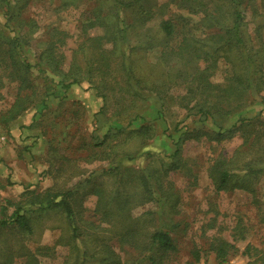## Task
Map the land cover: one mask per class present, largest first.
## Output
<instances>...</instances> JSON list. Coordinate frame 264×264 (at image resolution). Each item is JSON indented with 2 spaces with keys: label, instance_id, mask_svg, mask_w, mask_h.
I'll return each instance as SVG.
<instances>
[{
  "label": "rangeland",
  "instance_id": "rangeland-1",
  "mask_svg": "<svg viewBox=\"0 0 264 264\" xmlns=\"http://www.w3.org/2000/svg\"><path fill=\"white\" fill-rule=\"evenodd\" d=\"M150 2L157 4L162 11L164 7L166 12L179 11L188 14L171 0ZM22 4V16L28 20L29 25L14 26L15 29L21 28L24 47L20 51L22 55L17 59L23 62V58H27L32 64L27 76L36 86L37 95L34 103L14 121L8 125L2 122L16 98L19 82L9 77L8 70L4 69L0 61V220L10 217L22 205L32 217L33 232H21L17 237L16 234L5 232L1 235L8 237L7 243L14 244L16 249L24 244L35 253L36 264H80L77 259L79 255L86 257L85 260L81 258L83 264H136L145 253L137 246L122 242L119 237L122 230L104 229L111 226L110 222L101 223L97 230L98 240L87 235L74 238L65 212L60 208L41 210L34 208L36 205L29 202L32 195L44 193L49 187L58 185L61 189L74 188L79 182L93 175L113 194L125 188L131 201L142 197L130 211V218L134 219L143 216L148 210L157 212L159 208L156 201L144 199L148 193L143 183L139 182L146 168H152L163 172L165 185H172V200L179 196L180 212L162 219L163 226L174 227L171 235L178 247V251L166 260L168 264H217L219 260L214 247L226 250L225 258L230 264H264V221L261 219V213L264 212V165L257 176L255 195L239 189L217 191L209 177V168L215 158L225 155L231 157L240 148L244 151L240 160L243 163L250 160L256 152L255 148L241 147L244 140L241 132L222 139H216L212 135L216 136L219 131L229 128L241 118L256 115L264 122V104L260 99V96H264V87H261L259 95L245 99L243 105L233 99L219 104L211 98L208 105L225 106L231 112L229 116L224 112L216 113L218 122L223 125L222 129L211 119L201 120L195 109L186 107L188 100L184 99V95L188 87H185V78H179L180 73L169 68L178 67V59L174 58L169 64L162 63L158 59L159 49L155 47L145 53H135V61L141 66L142 75L150 76L157 68L160 70L163 67L162 71L158 70L154 75L162 79L156 83L165 85L160 93L157 89L143 91L151 95L147 100L130 99V96H125L114 88L111 80L108 90H104L108 96L105 106L98 89L93 85L95 83L83 81L80 85L71 86L67 93L59 91L61 86L46 80L38 70L39 64H45L42 55L47 48L46 43L51 40L57 43L55 46L59 47L56 53L64 55L61 68L63 72L68 71L73 50L81 38L95 33L92 29L83 33L81 28L88 20L94 1L76 0L73 4L64 6L62 0H20L19 5ZM191 16V24L187 25L190 35H195L194 38L200 39V42L208 41L216 28L201 22L199 15ZM253 25L252 22L248 24L251 33ZM153 27L155 28L154 22ZM178 28L180 34L170 41V44L176 46L183 37L181 26ZM62 36H66V42H57ZM6 39L8 38H0V45ZM2 45L5 47L7 44ZM198 61L200 59L193 56L188 61L189 65L184 63L189 67L196 65ZM225 64L224 59L220 58L217 71L210 77L211 82L218 85L215 87L217 93L224 85L234 83L226 76ZM45 70L54 80L61 79L50 68ZM174 78L176 80L173 81ZM94 82L100 84L99 78H95ZM164 88L169 93H164ZM52 91L57 94L51 95ZM25 92L30 93L31 90L27 89ZM155 93L167 94V109L163 118L157 116L159 100ZM46 94L49 96L46 100L47 107L36 112L37 104ZM192 102L194 101H189L188 106ZM101 108L103 111H100ZM123 108L126 113L129 110L125 117L120 115ZM136 114L139 116L134 119ZM130 118L133 121L127 126ZM147 125L153 127V137L140 144V137L132 132ZM120 127H124V130L119 133L115 129ZM109 128L112 130L104 139ZM186 130H203L209 133H202L199 139H185L183 133ZM126 136L129 138L123 145V155L127 152L134 156L132 159H117L114 162L111 160L110 163L93 158L95 152L105 150L108 144L114 145ZM180 138L185 140L181 153L176 155L175 150L179 145L177 141ZM98 141L102 143L97 144ZM261 141L263 148L259 154L263 157L257 160L260 163L264 161V137ZM122 149L116 147L117 152ZM177 161L178 166L173 167V162ZM108 168H112V174L102 172ZM121 174L129 177V182L120 181ZM82 194L79 195V207L84 220L96 221L99 217L96 212L98 196ZM155 217L160 224L158 215ZM81 224L82 227L85 226V222ZM15 242L20 243L16 245ZM108 247L110 251H106ZM14 252L13 264L27 263L25 255L16 256V251ZM143 264L150 263L145 260Z\"/></svg>",
  "mask_w": 264,
  "mask_h": 264
},
{
  "label": "trees",
  "instance_id": "trees-1",
  "mask_svg": "<svg viewBox=\"0 0 264 264\" xmlns=\"http://www.w3.org/2000/svg\"><path fill=\"white\" fill-rule=\"evenodd\" d=\"M62 1L64 6H68L76 0ZM93 1L94 5L89 11L88 20L81 28L83 33L90 31V29L95 33L87 34L81 38L73 50L68 71L63 72L61 68L64 55L63 53L59 55L56 53L59 47L55 46L57 43L52 40L46 43L47 48L42 55L45 64L44 66L43 63L39 64L38 70L43 73L46 80L60 85L59 91H66L67 93L71 86L80 85L83 81H88L90 84L95 83L93 85L98 89L97 91L104 101L103 106H105L108 96L104 90H108V84L111 80L114 88H117L125 96H130V99L147 100L151 95L143 93V91L157 89L160 93L163 89L162 86L165 84L156 83L162 80L159 79V76L154 75L159 68L150 76L142 75L141 66L136 64L135 61V53L139 51L145 53L155 47L159 49L158 59L162 63L169 64L174 58L178 59V67L172 68V66H169V68L180 73L181 77L179 78H185L184 82L187 83L185 87H188L184 95V99L188 100L185 103L186 107L190 110L195 109L201 120L211 119L222 129L223 125L218 122L216 113L224 112L229 116L231 112L226 110L225 106L208 105L211 98L219 104L232 99L242 104L245 99L259 95L261 87H264V0H171L176 3L178 8L185 10L188 14L179 11L176 13L166 12L164 7L162 11L157 4L150 2L151 0ZM19 4L20 0H0V38H8L0 45V61L4 69L8 70L9 77L19 82L16 98L2 120L6 125L14 121L22 112H25L34 103L37 95L36 86L27 76L32 64L27 58H23V62L17 59L18 56L22 55L20 51L24 47L21 39V28L15 29L14 26L29 25L28 20L22 16L23 4ZM248 13L249 18L247 17ZM192 14L199 15L201 22L216 28V32L210 35L208 41L200 42V39L194 38L195 35H190L187 25L191 24ZM250 22L254 24L253 33L249 32L248 24ZM178 26H181V31L183 30V37L180 44L176 46L170 44V41L175 35L180 34ZM10 33L13 34L10 35ZM65 37L62 36L56 41L65 43ZM191 39L194 41H191ZM2 44L7 45L4 47ZM193 56L198 60L200 59V61L196 65L188 67L186 63L189 65L188 61ZM220 58H223L226 62L224 69L225 72L227 71L226 76H229V80L234 83L224 85L217 93L215 87L218 85L212 83L210 77L217 71ZM44 67L57 72L61 79L56 81L49 77ZM162 69L163 67H160L159 72ZM95 78H99L100 84L94 82ZM27 89H30L31 92L24 93ZM164 93H169V91L164 88ZM56 94L55 91L51 92L53 96ZM154 95L159 100L157 116L163 118L167 109V94L155 93ZM220 95H223V97H220ZM48 97V94H46L40 100L36 112H41L42 109L47 107L46 100ZM121 97L123 96L121 95ZM260 97L261 102L264 104V96ZM197 98L200 100H197ZM189 101L194 102L188 106ZM241 104H239L240 107ZM100 111H103V108ZM125 111L123 108L120 115L125 117L129 110L127 113ZM138 116L139 114H136L134 119ZM132 119H129L130 122L127 126L131 124ZM124 127L115 130L120 133L124 130ZM110 130L112 128L107 130L104 139L108 136ZM237 132L243 134L244 140L241 147H252L255 148L256 152L250 160L243 163L240 160L244 151L240 148H237L231 157L225 155L215 158L209 168V177L212 179L217 191L229 192L239 189L255 195L257 176L264 165V161L257 162L263 157L259 153L263 148L261 140L264 137V122L256 115L241 118L229 128L219 131L216 136L212 135V137L222 139L225 136H233ZM132 133L140 137V144H142L145 139L153 137V127L141 126ZM202 133L208 134L209 132L186 130L183 135L185 139H199ZM128 138L129 136H126L114 145L108 144L105 150L95 152L93 158L107 160L110 163L111 160L114 162L117 159H132L134 156L127 152L123 155L125 152L122 148L127 143ZM185 139L180 138L177 141L179 145L175 150L176 155L181 153V146ZM96 143L100 144L102 142L98 141ZM116 147H120L121 152H117ZM146 153L149 154L150 152ZM173 164V167H177L178 161L173 162ZM111 170L112 168L103 169L102 172L112 174ZM162 173L158 169L146 168L140 176L139 182L143 183L145 191L148 193L144 199H148L146 201H156L159 208L157 212L148 210L143 216H137L134 219L130 218V211L142 200L140 199L142 197L131 201V196L125 188L117 190L113 194L99 179L97 180L98 177L92 175L93 173L91 175L95 179L92 176L88 177L83 182H79L74 188L61 189L58 185H56L58 188L55 186L49 187L44 193L32 195L29 203L35 204L34 208L41 210L60 208L66 213L74 238L87 235L95 237L94 240H98L96 238L99 234L97 230H99L103 221H108L111 226H106L104 229L122 230L119 232L122 242L137 246L145 253L143 258L138 260L136 264H143L145 260H148L150 264H168L166 260L178 251V247L171 235V230L174 227L172 225L163 226L162 219L166 216L170 217L178 214L180 210L178 209L179 196L177 195L172 200L174 195V192L170 189L172 185H165ZM120 177V181L125 182L128 180L129 182V177L126 178L122 174ZM80 193L96 194L98 196L96 212H98L99 217L96 221L84 220L83 212L79 207L81 204ZM156 215L161 220L160 224L158 221L156 222ZM261 216L262 221H264V212L261 213ZM10 217L0 220V238L3 237V240L0 241V264H13L14 251H16V256L22 254L27 257L26 264H36L37 257L34 252L26 248L24 244L16 249L14 244L7 243L8 237L1 235L9 232L10 234H16L17 237L21 232L32 233V217L22 205H19ZM81 222H85L84 227H82ZM81 239H84V237ZM17 243L20 242H15L16 245ZM214 249L218 255L217 259L219 261L217 264L228 263L225 258L226 250L220 247H214ZM110 250L108 247L106 251ZM85 253L88 252L85 251ZM81 258L85 260L86 257L79 255L77 258L78 261L80 260V264H83L84 261Z\"/></svg>",
  "mask_w": 264,
  "mask_h": 264
},
{
  "label": "crops",
  "instance_id": "crops-1",
  "mask_svg": "<svg viewBox=\"0 0 264 264\" xmlns=\"http://www.w3.org/2000/svg\"><path fill=\"white\" fill-rule=\"evenodd\" d=\"M1 145H2V144H1ZM2 147H4V146H1V148H2ZM6 147H7V146H5V148H6Z\"/></svg>",
  "mask_w": 264,
  "mask_h": 264
},
{
  "label": "built area",
  "instance_id": "built-area-1",
  "mask_svg": "<svg viewBox=\"0 0 264 264\" xmlns=\"http://www.w3.org/2000/svg\"><path fill=\"white\" fill-rule=\"evenodd\" d=\"M223 264H230V263H223Z\"/></svg>",
  "mask_w": 264,
  "mask_h": 264
}]
</instances>
